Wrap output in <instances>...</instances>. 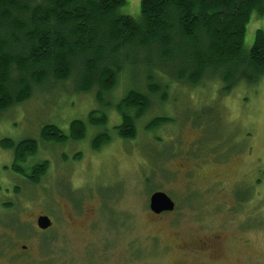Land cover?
Returning <instances> with one entry per match:
<instances>
[{"label":"rangeland","instance_id":"1","mask_svg":"<svg viewBox=\"0 0 264 264\" xmlns=\"http://www.w3.org/2000/svg\"><path fill=\"white\" fill-rule=\"evenodd\" d=\"M140 2L124 0L118 12L139 19ZM258 29L264 31V15L252 12L245 50L252 46ZM123 69L125 73L118 75L107 93L97 86L82 92L72 76L35 87L29 99L0 113V141L36 139L37 153L26 163L48 162L40 182L29 184L10 169L12 152L0 145V232L19 252L21 245H27L25 253L30 256L15 254L9 262L264 264V78L256 84L239 83L228 92L215 78L206 77L197 85L171 81L165 102L150 94V107L137 121L136 136L127 140L114 128L121 122L116 107L131 88L148 93L147 69L126 64ZM151 72L161 86L168 78L159 70ZM92 111L94 118L104 113L101 130L87 122ZM155 116L167 117L168 122L150 130L147 125ZM72 120L86 124L83 141L61 145L39 139L44 125L53 124L68 133ZM95 131L109 135V141L97 150L91 147ZM196 140L207 145L209 153L215 151L211 146L215 142L234 145L235 153L251 152L248 166H240L236 157L223 167L228 175L225 184L238 178L230 190L233 202L225 192L220 194L223 202L209 192L201 194V185L212 182L201 173L215 167L200 169L202 162L190 148L192 143L199 144ZM189 166L193 175L197 169L199 175L191 181L192 174L184 173ZM15 187L21 188L20 193H14ZM209 190L214 191L212 186ZM155 191L175 200L173 213L155 216L150 211L149 196ZM7 201L14 204L11 210L1 205ZM39 215L53 221L44 231L53 236L45 241L48 250L43 247L44 232H36ZM20 219L24 222L17 230L15 226L3 229L9 221ZM9 251L0 250L7 255ZM0 264H6L1 257Z\"/></svg>","mask_w":264,"mask_h":264},{"label":"trees","instance_id":"2","mask_svg":"<svg viewBox=\"0 0 264 264\" xmlns=\"http://www.w3.org/2000/svg\"><path fill=\"white\" fill-rule=\"evenodd\" d=\"M123 3L0 0V113L23 103L45 83L75 76L80 91L97 86L107 93L118 75L125 73L124 64L145 66L148 93L131 88L116 107L121 122L114 128L128 140L135 138L137 121L150 107V94L165 102L171 81L197 85L206 77L215 78L228 92L239 83L256 84L264 78V31L256 30L252 46L243 48L250 15H264V0H141L139 19L119 13ZM152 69L168 77L162 86ZM87 122L100 129L106 118L104 113L94 118L92 111ZM166 122L167 117L155 116L147 128L155 130ZM86 133L83 121L72 120L68 134L49 124L41 128L39 139L64 144L82 141ZM108 141L106 132L96 131L91 147L97 150ZM0 145L12 152L11 170L29 184L40 182L48 163L26 165L37 153L36 139L5 138ZM20 191L15 187L14 193ZM2 206L11 210L14 204L7 201ZM19 224V220L9 221L8 226L17 230ZM43 234V247L48 250L45 241L53 236Z\"/></svg>","mask_w":264,"mask_h":264},{"label":"flooded vegetation","instance_id":"3","mask_svg":"<svg viewBox=\"0 0 264 264\" xmlns=\"http://www.w3.org/2000/svg\"><path fill=\"white\" fill-rule=\"evenodd\" d=\"M100 130H101V128H100ZM95 133H96V131H95ZM64 134H68V133H64ZM195 138H197V137H195ZM196 141L199 142L198 140H196ZM75 142H77V141H75ZM211 146H214V149H215V151L213 153H209L208 152L207 145H205L203 142H201V143L199 142V144L192 143L190 145V148H192V150H193V152H191V153H193L194 156L199 157L197 160L199 162H202L201 165H200L201 166L200 169H205L204 167L206 165H213L215 167V169L214 170L212 169V171H210V172L201 173V175H200L201 177L207 178V179L212 181V182H206V183L201 185V190H202L201 194L202 195H206L207 192H209L212 197L216 198L217 202H220V201L223 202V201H225V199H224V197L222 195L220 196V194L225 192V195H227V196L229 195V197L232 198V202H233L234 201L233 197H232L233 195H231V191L230 190L235 189V185H236L235 182H236V180L238 178L236 176V179H234L230 183L225 184V181L227 180L228 175L226 173L227 170L223 169V167L227 166V164L232 163L233 160L236 157H238L239 162L241 163L240 166H242L244 164L248 166L249 158L251 156V152L248 150L247 152H243V153H235L234 152V145L225 144V143H222V142L221 143L215 142V145H211ZM203 150H205V152H204L205 156L204 157L201 154V152ZM197 152H200L199 156L197 155ZM75 155H77V154L75 153ZM241 156H243V157H241ZM198 161H195V162H198ZM43 162H47V161L46 160H44V161L43 160H39V161H35L33 163H30V164L26 163V165L28 167H33V166H35L37 164H42ZM247 166L244 167L243 169H246ZM208 169L210 170V168H208ZM184 171H185L184 172L185 174L188 171L189 172L187 174H189V175L192 174V170H191L190 166L187 167V169H185ZM197 172H198V169H197ZM197 172H195L194 175L193 174L190 175V180L189 181H191L192 179L194 180V178H197V175H198ZM22 178H23L24 181L28 182V179L26 177L22 176ZM28 183H30V182H28ZM210 186L213 187L214 191H210L209 190ZM172 201L174 202V209L172 211L168 212V213H173L176 210V207H177L176 202H175L174 199H172ZM81 206L82 205L77 206V209L79 211L81 210ZM163 213H167V212H162V213H159V214L153 213V214L155 216H158V215L161 216ZM39 216H41V215H39ZM39 216H37L36 220H35L36 232H38V231H40V232L46 231V230H48L49 228H51L53 226V221L50 219L51 220V224H50L49 227H47L46 229L39 228L37 226V219H38ZM19 222L23 223L24 221L20 219ZM9 228H10L9 226H7V227L3 226L4 230L5 229L8 230ZM4 235H6V233L4 231L0 232V250H2V248H10L9 254H11V255L8 254L9 255L8 256L7 254H1V252H0V257L4 260V262L6 264H11L9 261H10L11 258L15 257V254H17L18 256H25L27 258H30V256L27 253H25V251L28 248L27 245H25V244L21 245V249H20L21 251L19 252L18 250H15L14 247H12V245H8V242H9L8 239L9 238H7ZM10 243H12V242H10ZM3 255L4 256L6 255V257H3Z\"/></svg>","mask_w":264,"mask_h":264},{"label":"water","instance_id":"4","mask_svg":"<svg viewBox=\"0 0 264 264\" xmlns=\"http://www.w3.org/2000/svg\"><path fill=\"white\" fill-rule=\"evenodd\" d=\"M148 208L155 214L170 212L174 209V202L165 192L155 191L149 196ZM50 224L51 220L47 215H41L37 219V226L41 229H46Z\"/></svg>","mask_w":264,"mask_h":264}]
</instances>
